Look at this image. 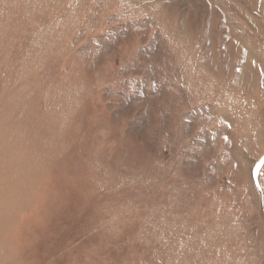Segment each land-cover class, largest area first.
Returning a JSON list of instances; mask_svg holds the SVG:
<instances>
[{"label": "rangeland", "instance_id": "1", "mask_svg": "<svg viewBox=\"0 0 264 264\" xmlns=\"http://www.w3.org/2000/svg\"><path fill=\"white\" fill-rule=\"evenodd\" d=\"M0 264H264V0H0Z\"/></svg>", "mask_w": 264, "mask_h": 264}, {"label": "bare ground", "instance_id": "2", "mask_svg": "<svg viewBox=\"0 0 264 264\" xmlns=\"http://www.w3.org/2000/svg\"><path fill=\"white\" fill-rule=\"evenodd\" d=\"M216 27V26H215Z\"/></svg>", "mask_w": 264, "mask_h": 264}]
</instances>
